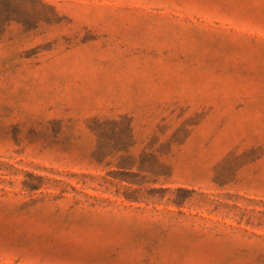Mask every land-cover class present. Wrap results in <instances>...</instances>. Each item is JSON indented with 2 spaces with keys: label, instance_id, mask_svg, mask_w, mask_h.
<instances>
[{
  "label": "rangeland",
  "instance_id": "obj_1",
  "mask_svg": "<svg viewBox=\"0 0 264 264\" xmlns=\"http://www.w3.org/2000/svg\"><path fill=\"white\" fill-rule=\"evenodd\" d=\"M0 264H264V0H0Z\"/></svg>",
  "mask_w": 264,
  "mask_h": 264
}]
</instances>
